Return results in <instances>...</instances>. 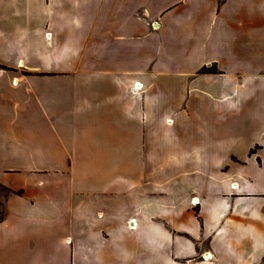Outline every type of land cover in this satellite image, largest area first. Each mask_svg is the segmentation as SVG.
Wrapping results in <instances>:
<instances>
[{
    "label": "crops",
    "instance_id": "crops-1",
    "mask_svg": "<svg viewBox=\"0 0 264 264\" xmlns=\"http://www.w3.org/2000/svg\"><path fill=\"white\" fill-rule=\"evenodd\" d=\"M261 2L0 0V264L264 260Z\"/></svg>",
    "mask_w": 264,
    "mask_h": 264
},
{
    "label": "rangeland",
    "instance_id": "rangeland-1",
    "mask_svg": "<svg viewBox=\"0 0 264 264\" xmlns=\"http://www.w3.org/2000/svg\"><path fill=\"white\" fill-rule=\"evenodd\" d=\"M261 6L263 7L264 6V0H262V2H261ZM208 70L209 71H214V70H216L215 68H208ZM8 192L4 189V188H2V187H0V217L2 216V214H3V208H2V198L7 194ZM195 264H198V262H196ZM259 264H264V260H262Z\"/></svg>",
    "mask_w": 264,
    "mask_h": 264
},
{
    "label": "built area",
    "instance_id": "built-area-1",
    "mask_svg": "<svg viewBox=\"0 0 264 264\" xmlns=\"http://www.w3.org/2000/svg\"><path fill=\"white\" fill-rule=\"evenodd\" d=\"M135 87H136V88H141V87H142V84H140V83H136V84H135ZM191 202H192L194 205L197 204V202L194 203V197L192 198Z\"/></svg>",
    "mask_w": 264,
    "mask_h": 264
},
{
    "label": "trees",
    "instance_id": "trees-1",
    "mask_svg": "<svg viewBox=\"0 0 264 264\" xmlns=\"http://www.w3.org/2000/svg\"><path fill=\"white\" fill-rule=\"evenodd\" d=\"M201 72H212V71H209L207 67H203V68L201 69Z\"/></svg>",
    "mask_w": 264,
    "mask_h": 264
},
{
    "label": "bare ground",
    "instance_id": "bare-ground-1",
    "mask_svg": "<svg viewBox=\"0 0 264 264\" xmlns=\"http://www.w3.org/2000/svg\"><path fill=\"white\" fill-rule=\"evenodd\" d=\"M194 203H196V202H195V198H194ZM207 258H208V257H207Z\"/></svg>",
    "mask_w": 264,
    "mask_h": 264
}]
</instances>
